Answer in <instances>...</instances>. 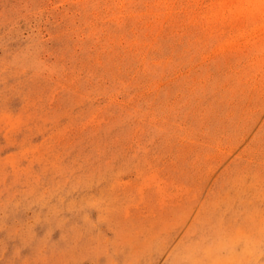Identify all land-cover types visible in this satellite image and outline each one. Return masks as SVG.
I'll list each match as a JSON object with an SVG mask.
<instances>
[{
  "label": "rangeland",
  "instance_id": "obj_1",
  "mask_svg": "<svg viewBox=\"0 0 264 264\" xmlns=\"http://www.w3.org/2000/svg\"><path fill=\"white\" fill-rule=\"evenodd\" d=\"M0 264H264V0H0Z\"/></svg>",
  "mask_w": 264,
  "mask_h": 264
}]
</instances>
